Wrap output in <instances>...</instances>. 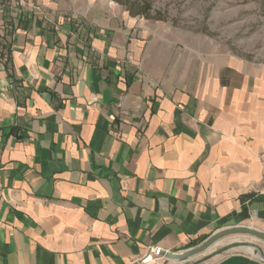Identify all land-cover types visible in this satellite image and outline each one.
<instances>
[{
  "label": "crops",
  "instance_id": "0c3cea01",
  "mask_svg": "<svg viewBox=\"0 0 264 264\" xmlns=\"http://www.w3.org/2000/svg\"><path fill=\"white\" fill-rule=\"evenodd\" d=\"M80 1L0 0V264H134L264 231V66Z\"/></svg>",
  "mask_w": 264,
  "mask_h": 264
},
{
  "label": "rangeland",
  "instance_id": "374dc122",
  "mask_svg": "<svg viewBox=\"0 0 264 264\" xmlns=\"http://www.w3.org/2000/svg\"><path fill=\"white\" fill-rule=\"evenodd\" d=\"M125 0H91L95 12L116 14L126 9ZM149 4L151 15L162 29L180 31V47L194 44L210 55L235 56L264 66V0H129ZM88 0L80 1L87 11ZM183 35L185 38H182ZM225 248L221 253L218 250ZM254 249V251H252ZM255 252V253H254ZM215 254V255H214ZM245 255L264 261V241L250 235H230L209 251L180 264H214L228 256ZM152 264H170L157 260Z\"/></svg>",
  "mask_w": 264,
  "mask_h": 264
},
{
  "label": "water",
  "instance_id": "95a60500",
  "mask_svg": "<svg viewBox=\"0 0 264 264\" xmlns=\"http://www.w3.org/2000/svg\"><path fill=\"white\" fill-rule=\"evenodd\" d=\"M250 235L264 241V231H261L252 226H234L231 228L223 229L219 232L214 233L209 238H207L201 244L191 247L182 252H163L162 255L170 260L175 261H185L190 260L193 257L201 255L209 251L215 244H217L221 239L230 236V235ZM225 248L218 250L215 254L221 253ZM214 254V255H215ZM134 264H143V259L139 260Z\"/></svg>",
  "mask_w": 264,
  "mask_h": 264
},
{
  "label": "trees",
  "instance_id": "16d2710c",
  "mask_svg": "<svg viewBox=\"0 0 264 264\" xmlns=\"http://www.w3.org/2000/svg\"><path fill=\"white\" fill-rule=\"evenodd\" d=\"M130 10L131 14H143L147 18H155L151 15V6L149 4H136L135 2H130L125 0L122 2ZM157 20H162L161 18H155Z\"/></svg>",
  "mask_w": 264,
  "mask_h": 264
},
{
  "label": "built area",
  "instance_id": "2783aa9c",
  "mask_svg": "<svg viewBox=\"0 0 264 264\" xmlns=\"http://www.w3.org/2000/svg\"><path fill=\"white\" fill-rule=\"evenodd\" d=\"M20 1V0H19ZM33 9L35 10H39L40 7L38 5H33L32 4ZM163 251L161 250V248H151L146 254L145 256L142 258L143 259V263L146 264L147 260L149 257H153L154 259L157 260H163V262L165 261V257L162 255Z\"/></svg>",
  "mask_w": 264,
  "mask_h": 264
},
{
  "label": "bare ground",
  "instance_id": "6f19581e",
  "mask_svg": "<svg viewBox=\"0 0 264 264\" xmlns=\"http://www.w3.org/2000/svg\"><path fill=\"white\" fill-rule=\"evenodd\" d=\"M252 251H254V249H252ZM150 262H156V259H154L153 257H149L147 260V263H150Z\"/></svg>",
  "mask_w": 264,
  "mask_h": 264
}]
</instances>
